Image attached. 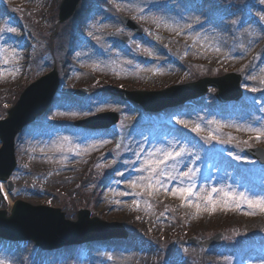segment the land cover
Instances as JSON below:
<instances>
[{"label": "rangeland", "instance_id": "374dc122", "mask_svg": "<svg viewBox=\"0 0 264 264\" xmlns=\"http://www.w3.org/2000/svg\"><path fill=\"white\" fill-rule=\"evenodd\" d=\"M0 1L3 2V0ZM83 1H89L91 6L97 7L98 11L115 15L113 11L107 8L102 0ZM142 1L149 2L151 0ZM6 2H8V4L10 3L9 0H6ZM31 3L36 7V13L34 17L33 13H30L29 18H24L31 22V27H29L31 36L27 35V39H21V36L18 35L24 26L19 24L15 27L13 21L8 17V13L12 12V8L8 13L4 11L0 13V25L5 27L10 26L16 29L15 32L5 31L2 34V36L4 35L9 39L6 44L7 47L10 48V51L5 53L4 56L0 53V63L6 62L8 68L4 73H0V116H5L10 105L16 102L29 83L34 81L41 74L48 73L50 68L57 72L60 88L62 87L61 90H63V97H61L62 101L59 102L58 110L54 114L55 116L50 114V111L43 117L48 119V125L42 124L46 119H40L38 122L25 129L19 136L16 147L19 165L12 176L16 188L9 197H5V201H2L0 198V210H4L6 214H10L11 206L19 199L26 202L27 205L40 210H45V208L42 207L44 205L59 208L65 219L76 220L77 211L80 209H87L91 214V218L98 217L101 221L123 225L130 231V236L128 239L114 238L101 243H89L69 251H55L43 253L42 255L39 254L40 250L30 242L7 246L0 241V264H34V261H36L37 264H198V258L200 256L212 257L214 261H212L211 264H235L239 261L240 257H245L251 252H256L259 260L256 261L255 264H264V250H242L246 246L244 242H251V239L258 238L259 241H264L263 219H257L264 213L255 211L254 217L251 215H244L243 212L249 210L247 207H244L242 213L239 212L237 216L225 214L228 210L224 211L217 209L211 213L202 210L194 214L195 217L190 221L191 225L186 226V216L177 209L178 205L174 203L175 199H177V201L181 200L179 197L168 194V197H166L168 198L167 202L160 203L159 197L156 195L153 199H150L146 195V189L142 190L140 187L132 189L128 187V181L130 179H136L140 175L147 176V172L142 173L137 171L141 166L138 167V165L137 168L134 163V159L137 156L136 153H140L139 149L143 143L150 140L156 132L164 129L167 125H174L176 129H178L175 133L171 132L164 136L172 141V143H169V146H184L190 149L191 155L194 156L197 152L198 157L202 159L199 165L194 168L199 170L195 177V183H198V176L207 173L210 168L209 164L211 163L212 156L214 155V153L205 151V147L199 143L205 141L203 137L207 135L210 129L204 126L203 122L206 120V114H208L209 108L212 107L211 97L205 98L204 96L191 102L182 113L180 119L189 121V127L177 124L176 121L178 118H175L176 120H171L169 118L172 116L171 113L163 118V113L150 115L144 113L139 105L132 102H122L121 104L120 101H117V105L110 106L111 103L109 102L107 103L109 107H101L102 109H114L120 116V121L111 131L90 134L86 131L76 129L74 127V121L84 117L83 115L87 110L84 108H76V105L83 106V104L71 99L73 98V92L79 87H85L89 89L90 92H93L91 95L92 101L98 86L108 84L110 77L105 76L102 81L95 83L96 78L92 75H81L76 71H72L71 74L68 73L70 66L64 65L63 59L66 55H72L70 46L72 45L75 33L70 32L72 31V27L77 24V21L72 20L70 23L65 22L62 25L58 22L57 15L60 4L58 0H31ZM177 3L184 4L185 2L176 0L173 4ZM200 3L205 4L206 1L201 0ZM186 6L188 7V5ZM212 6V11L218 7H221L222 10L225 11L228 10L226 4L215 2L212 3ZM0 7H3L2 3ZM117 7L122 14L130 13L137 9V6L132 5V2L129 0H120L119 3H117ZM26 13L27 10L24 6V15H26ZM244 13L245 11L241 12V14L238 12L234 18H240ZM98 14L90 17V24H88V27L80 23L83 29H86L87 34L92 32L93 24L98 22ZM193 15L195 16V13ZM43 16L46 20L44 26L40 23V19ZM143 16L148 17V19L141 20L140 16L138 20L157 28L156 24L152 22L151 16L147 14ZM192 16L190 12L187 14L188 19ZM187 17L182 16V19H187ZM229 19L228 17L221 22L230 26ZM158 28L164 30L165 26L163 29L161 26ZM218 28L220 27L218 26ZM53 29L58 31L61 29L63 32L58 36V32L54 30L55 32H52L49 36L50 39L46 37L40 40V38L37 37L38 33L41 31L47 35V33L49 34ZM27 30L26 28V31ZM214 31L215 30H211L203 34V37ZM259 32L261 33V27ZM225 33L226 29L224 34ZM224 34L221 39L225 38ZM149 37L152 41H158L157 44L162 46L163 58L168 56L171 61L178 62L177 64L182 68L179 69L168 66L167 74H159L163 78L168 79H165L164 83L158 87L153 88L145 84L132 85V78H136L132 73V64L135 66L144 64L143 55L145 53L143 51L137 52L129 47H123L117 41L116 50L119 51L117 53V55L120 56L118 57L119 61L123 69L129 73L128 76L131 77V79L124 81L123 87L121 88L127 90L158 91L166 86L170 87L176 84L178 77L182 76V71H187L188 62L187 58L182 56L183 45L181 43H170V41L166 40L164 37H159V39H157V36L154 34H149ZM114 38L117 40L119 39L115 36ZM173 53L177 55L176 58L172 57ZM194 53L196 55L195 59L213 60L203 51L201 53L202 55H199L200 53L196 50ZM152 57L158 58L155 54H153ZM49 61L50 63H47ZM126 61H132V64H128ZM23 62H27L29 67L27 64L23 65ZM42 64L50 65L46 68L39 69ZM98 68L99 67H97V69ZM228 71L233 70L229 69ZM199 72L200 67H194L192 74L188 73V71L185 72L184 79L187 77H195ZM97 73H101V71L98 70ZM154 77L155 75L150 76L146 81L150 79L153 80ZM113 84L116 85L117 83ZM70 106L72 107L71 110L69 109ZM232 108L233 106L227 105L223 107V111L228 112ZM241 110L248 115L250 113V116H254L253 110L248 106H242ZM96 111L97 107L90 112ZM73 112L77 113V115H70V113ZM52 124L53 126H51ZM196 124H199L203 129L201 133L191 131V128ZM59 126L60 128H58ZM58 129H62L60 130L61 137L55 144L49 140V137L52 132ZM137 129H142L143 131L139 139L132 137V134H134V131ZM249 134L251 133H245L239 137L237 133L238 137L235 138L239 141L247 140L249 144L253 143L264 147L263 138H261L260 141H256L254 138H248L247 135ZM82 135H86L88 139H79V136ZM65 136L69 138L70 144L62 141V138ZM227 139L228 138L224 140ZM236 139L231 143H220L214 140L217 142L215 147L222 149L227 144H231L234 147L235 156L240 155V148L247 145L241 143L238 146ZM103 141L109 142L103 143ZM205 142L210 143V141ZM90 144L96 146L89 147ZM117 144L120 145L119 148L116 147ZM77 146H79L80 149L79 154H77L76 151L68 150L69 148L76 149ZM57 147H61L58 156L44 158L36 155L42 151L56 150ZM178 147L174 150H178ZM85 148L88 150L83 151ZM197 148L198 151H196ZM161 149H168V147L164 145ZM192 151L196 152L194 153ZM233 160L235 161L234 163L242 169V173L247 176L258 175L257 173L259 171L264 172V167L258 168L255 162L245 155H242L240 159L243 163L242 165L237 162V159ZM223 161L224 160L221 159L219 165H222ZM74 162H77L76 166L64 167V165ZM97 164L102 166L99 167L98 173H93V169L90 168V165H95L97 167ZM135 167L137 170L132 176V169ZM220 172L221 170L218 168L217 175L213 174L212 176L217 178ZM118 173H123V175H118ZM226 173L228 177H230V170H226ZM206 176H203L201 179L204 180ZM119 182H123L126 187L124 189L118 187V191L114 192L115 184ZM238 182V179L231 176L228 180V189L232 188V190L236 192H247L252 190L257 195L264 196V182H257L262 189L261 192L249 184H247L248 187L245 183H243L242 186H238ZM144 183L146 184L147 181ZM88 185H93V189L86 191ZM101 186L108 187L109 194L114 195L113 203L116 202L115 199L120 200L122 198L120 193L130 195V198L122 199V201H120L122 203L121 205L109 208L107 206H110L111 203L107 201L105 193H103L104 198L102 201L94 199L96 187H98L97 192H99V187ZM137 193H139V195H137ZM163 197H165V195H162V198ZM134 199L139 202V206L133 204ZM94 200L96 201L94 202ZM93 202L95 205H93ZM136 207H138V209ZM201 208L204 209L205 207L201 206ZM158 214L164 215L161 217H164L166 221L158 217ZM258 214H260V216H258ZM178 219L182 221V230H179ZM260 227L261 229L259 231ZM216 231H223L225 236L222 243L212 250L203 251L201 248L188 246L185 242V239L191 235L206 239ZM151 233L154 236L153 239L146 242ZM235 240H238L240 243V248L237 250L230 247ZM102 253H104V255H101ZM26 255H28V258L22 261L23 257ZM85 255L87 256L84 262H82L81 258ZM65 257V261H63Z\"/></svg>", "mask_w": 264, "mask_h": 264}, {"label": "bare ground", "instance_id": "6f19581e", "mask_svg": "<svg viewBox=\"0 0 264 264\" xmlns=\"http://www.w3.org/2000/svg\"><path fill=\"white\" fill-rule=\"evenodd\" d=\"M60 3L67 2V4L72 7L75 10L74 15L71 17V19L68 21L70 23L72 20H76L79 22V18L83 17L84 15H95L93 13L98 14V9L95 6H91L89 1H83V0H58ZM176 0H172L170 3H175ZM132 5L137 6L138 9H142L143 15H150L151 17H158L162 19L161 27L162 29L164 28L165 24L171 25L173 28H178L181 29L180 34L177 35L175 31L170 30L169 28H164V32L169 34L168 37L172 38L170 43H181V42H187V44L194 46L195 48H199L203 50L204 46L206 43H210L209 49H214L220 46V44H229L231 47V50L233 52H239L242 50H249L252 46L250 43L252 42L253 44H256L259 40L255 39L252 40L251 42L248 41L246 42V39H249L248 32H244V27L245 25H240L239 31L243 32L242 36L238 35L237 33H234L231 31V37H226L224 39H221L222 35L225 32V27L219 26L220 28L214 29L215 31L212 33H209L207 36L204 38L203 35L200 36V34L208 29L209 24H211L216 17H218V12L213 13L211 10L208 8L202 9L205 13H207L210 17L211 20L209 23L204 24L202 20H190L188 21L187 19H182V16L187 17L186 14L181 12V8L184 5L180 4H169V0H151L149 2H145L142 0H132ZM61 10L60 16L63 13V10ZM1 11H4L8 13L9 11L6 10L4 7H0V13ZM164 16H160V15ZM17 17H19V13H15ZM9 17V16H8ZM59 16L57 15V18ZM98 22L97 25L92 29L93 35L90 37L86 32H81L78 28L77 32L79 35L74 36L73 38V44L70 47V51L72 55L70 56H64L65 58L63 59L64 65H69V71L68 73L71 74L72 71H76L79 74H89L92 76H97V71L100 70L101 73L99 75H105L110 77V81L108 84H104L106 87H109L112 89L113 94L118 97L122 98L127 101L133 100V98L141 91L137 89L133 90H127L123 87L124 81L127 79H131V77L128 76L129 73H127L123 67L121 62L119 61L120 57L117 55L119 51L116 50V42H114V36L121 39L124 44L128 45L130 49L132 50H137L138 52L142 51L143 48H148L150 51L153 52V54L157 55L158 58L151 59L153 56H148L147 54L143 55V58H148L150 59L149 61L144 62V64H139V67L133 65L132 67V73L136 76V78H132V85H148L153 88L158 87L164 83L165 79L168 78H163L159 74H167V68L168 66H173L176 68L181 69L182 67L177 64L178 62L176 61H171V59L167 56L163 58L164 55H162V46L157 44L158 42H153L149 39H146V35L144 33L137 34L136 32L132 31V33L129 35V37L126 40L125 37V21L123 17H119L117 15H111L107 12L99 11L98 14ZM219 19V18H218ZM143 20V19H141ZM135 22V19H132V23ZM148 22V21H147ZM149 23V22H148ZM20 24L19 20H14L13 25L16 27ZM140 24H143L141 21ZM185 25H190V28L184 27ZM216 26V25H214ZM119 28L121 29L120 32H117L116 29ZM252 27L249 28V30ZM26 29L22 28L19 33L25 32ZM75 33V34H76ZM205 34V33H204ZM114 35V36H113ZM192 36V37H191ZM38 38L40 40L45 39L47 37L46 33L41 31L38 33ZM83 37V38H82ZM35 38V37H33ZM246 38V39H245ZM90 40V42H89ZM8 42L7 39L3 40V46L4 49H6ZM136 44H139L141 47L137 48ZM5 50H3L4 53ZM7 51H10V48L7 47ZM258 52L260 54V59L255 63L253 72L255 76V82L258 84L256 87L257 91L254 92V94L262 101H264V84L260 83V80L262 77H264V47L259 46L258 47ZM77 53H80L79 56H77ZM161 54V55H160ZM213 54V53H211ZM235 55V54H234ZM137 58V56L135 55ZM173 58H176V54H172ZM114 62V63H113ZM47 63H50L47 62ZM50 64H42L39 69L46 68ZM95 66V67H94ZM97 67H99L97 69ZM7 64L4 66H0V73H4L7 71ZM200 76L204 80L205 79V74L200 71ZM40 74V72H39ZM155 75V77L150 79L149 81H146V79L150 76ZM183 77H178V79H182ZM197 80V83H200L201 85L206 84V80ZM183 81V82H181ZM113 83H117L114 85ZM180 83H184V80H180ZM207 85V84H206ZM137 88V87H136ZM104 90V86L98 88L95 91V97L98 96L102 91ZM161 90L158 91H146L145 95L150 98V99H155L158 94L160 93ZM104 100L106 102L109 101V96L105 93L102 94ZM249 103V101H247ZM100 104V103H99ZM163 104V102H155V105H160ZM88 109L94 110L95 107L93 105H88ZM60 112V111H59ZM58 113V112H57ZM231 116L225 118L223 120L224 125H248L252 124L253 126H260L261 123H264V112L260 113V116L255 119V120H250L244 116H241L237 110H233L230 112ZM209 125V124H207ZM206 127H210L212 125H209ZM65 131V130H64ZM243 131V130H242ZM168 133L161 132L158 134L155 140V144L153 147L146 153L145 158L147 157L148 153L154 152L157 148H160L161 146H166L168 149L172 148L169 146V143L172 141L165 138L164 136ZM61 135L60 130H57L54 132V141L59 139ZM79 139H84L87 140L88 137L86 135L79 136ZM218 155L217 157H219ZM192 155L189 153H186L185 156L182 158V161L178 164L182 169H187L185 166H188L191 164L192 160ZM178 166V167H179ZM189 167V166H188ZM224 170L227 168L225 165ZM260 179L252 178V180H259L261 182H264V174L263 175H258ZM225 177L222 175L219 178H214L212 176V171H210L209 176H207L204 184L200 186H207V190H210L212 187L216 188H225ZM249 180L250 186L254 187L256 190H261L260 186L255 185L256 182H252L251 179ZM179 182L174 181L170 187L178 186ZM200 186L197 187L195 193H200V196H193L192 200L193 203L199 201L203 195V193L200 192ZM2 189L5 192L6 189L4 188V185H2ZM107 188H103L102 193ZM163 190V189H162ZM246 194L251 195L252 197H259L254 191H247L245 192ZM217 199V198H214ZM249 261L251 263L254 262V255H250ZM212 257H209L205 260V264H209L212 261ZM244 264V263H242Z\"/></svg>", "mask_w": 264, "mask_h": 264}, {"label": "snow or ice", "instance_id": "6c2138e0", "mask_svg": "<svg viewBox=\"0 0 264 264\" xmlns=\"http://www.w3.org/2000/svg\"><path fill=\"white\" fill-rule=\"evenodd\" d=\"M119 7V6H118ZM137 11H143L142 9H137ZM135 19V17H133ZM140 19H148V17L141 16ZM152 22L156 24L157 27L161 25L163 22L161 18L158 17H152ZM261 20H264V16L261 17ZM233 23H236L233 21ZM166 28H169L172 31H175L177 35L180 34L181 29L173 28L171 25L165 24ZM184 27L190 28V25H185ZM7 32H15L16 29L13 27H5L3 25H0V39H2V34ZM117 32H120L121 29L117 28ZM147 31V30H146ZM88 35L91 37L93 34L92 32H89ZM159 39V37H157ZM137 48H140L141 46L139 44H136ZM0 51H3V49H0ZM142 51L147 54L148 56H152L153 52L150 51L148 48H143ZM216 51H219L217 48ZM80 53H77V56H79ZM227 55V53H225ZM114 63V62H113ZM128 64H132V61H126ZM95 67V66H94ZM139 67V66H137ZM18 71V69H17ZM255 79V77H253ZM261 84H264V77L260 80ZM251 91L255 92L257 91L256 88L250 89ZM261 103H264L262 101ZM102 108L97 107V111H102ZM91 110H89L90 112ZM260 111L264 112V107L260 109ZM86 115L89 113H85ZM72 116H76L77 113L73 112L70 113ZM177 124H181L184 127H189V121L184 119H178L176 121ZM209 125H217V128L215 131L218 133L220 128L223 127H235L237 131L243 130L248 133L253 134L250 139L254 138L256 141H260L261 138H264V123H261L260 126H253L252 124L248 125H222L218 121H208ZM191 131L195 133H201L203 129L199 124H196L194 127L191 128ZM205 141L210 140H217L220 143H231L235 137L231 136L229 134L228 139L224 140L221 138V135H214L213 130L209 129L207 132V135L203 137ZM62 141L64 143L70 144V140L67 136L62 138ZM109 141H103V143H108ZM236 143L239 146V144L243 143L247 146H251L249 144V141H239L236 139ZM96 145L90 144L89 147H95ZM117 148L120 147L119 144L116 145ZM176 149V145H173L170 149H160L157 148L154 152H149L147 157L141 162V167L137 170L139 172H147V176L140 175L136 179H130L128 181V187L132 189H136L137 187H140L142 190H147L148 196H152L155 192H159L161 189H163L166 193L171 194L172 196L179 197L182 201V205L186 203L188 207H195L197 211L201 210V204L199 202L193 203L192 197L195 195L197 197L200 196V193H194L193 189L195 188V177L197 175L198 169H194L192 167L185 166L187 170H180L177 167V164H179L182 161V158L185 156L186 153H190V149L180 146L178 147V150ZM57 151L61 150V147L56 148ZM69 151H76L77 154H79V146L76 147V149L69 148ZM88 149L85 148L83 151H87ZM143 151V150H141ZM137 157L140 156V153H136ZM235 159L239 160L241 157L239 155L234 157ZM175 162L172 164H169V162ZM102 165L97 164V167H101ZM118 175H123V173H118ZM147 181L145 184L144 182ZM171 181H179V187H171L169 190V182ZM2 190V188H0ZM200 192H205L204 188L200 189ZM213 193H222V196L214 199ZM125 193H120V195H124ZM139 195V193H137ZM202 199L205 202V208L203 210L214 212L218 205L221 206V210L227 211V210H241L245 206L249 209L248 211H244V215H253L255 211H259L260 213H264V197H252L249 194H246L245 192H236L235 190L231 191H225V189L222 188H216L212 187L210 190L207 191V194L202 197ZM133 204L139 206V202L137 200H133Z\"/></svg>", "mask_w": 264, "mask_h": 264}, {"label": "water", "instance_id": "95a60500", "mask_svg": "<svg viewBox=\"0 0 264 264\" xmlns=\"http://www.w3.org/2000/svg\"><path fill=\"white\" fill-rule=\"evenodd\" d=\"M70 6L63 2L61 15L65 18L69 14ZM208 82L206 81V84ZM51 84V85H50ZM203 85V87L206 86ZM51 86H56V79L50 77L43 78L29 86L21 95L16 106L9 111L8 118L0 124V138L3 141V147L0 150V179H6L9 172L14 167L13 158V136L19 125L28 119L33 113L37 112L46 96L51 91ZM184 95L179 96V98ZM144 105L145 102L138 95L136 97ZM48 211V210H47ZM86 211L79 212L77 223L64 221L62 216L53 211H43L34 207H28L24 203H18L13 210L12 216L7 218L3 212H0V234L22 235L33 238L42 245L57 243L62 240H69L73 237L82 236L83 233H94L99 229L98 226H104L103 223H93L87 216ZM112 232L101 231L100 235H123L124 230L120 227H109ZM16 237V236H11Z\"/></svg>", "mask_w": 264, "mask_h": 264}]
</instances>
